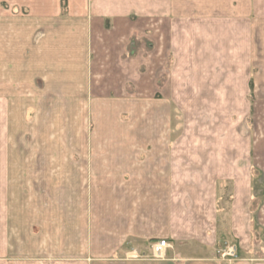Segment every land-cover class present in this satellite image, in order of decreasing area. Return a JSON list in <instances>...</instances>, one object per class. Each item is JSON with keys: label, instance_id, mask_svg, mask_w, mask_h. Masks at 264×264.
I'll list each match as a JSON object with an SVG mask.
<instances>
[{"label": "crops", "instance_id": "1", "mask_svg": "<svg viewBox=\"0 0 264 264\" xmlns=\"http://www.w3.org/2000/svg\"><path fill=\"white\" fill-rule=\"evenodd\" d=\"M262 23L264 0H0V102L77 103L81 120L73 129L65 111L48 158L6 161L16 186L6 185L0 264H133L159 239L172 244L159 260L180 261L213 241L214 163L201 143H171L170 108L199 101L200 80L213 93L257 63Z\"/></svg>", "mask_w": 264, "mask_h": 264}, {"label": "rangeland", "instance_id": "2", "mask_svg": "<svg viewBox=\"0 0 264 264\" xmlns=\"http://www.w3.org/2000/svg\"><path fill=\"white\" fill-rule=\"evenodd\" d=\"M250 46L252 59L258 62H250L248 59L247 71L236 69L233 70L232 78L217 80L213 93V87L207 86L209 81L200 80L199 101L175 103L170 108L172 116L169 118V126L178 131L171 143L183 142L194 146L201 143L208 148L201 150V157L214 163L212 169L219 181L217 214L213 224H207L208 232L215 233V238L212 237L214 240L207 242L199 239L202 245L187 247L185 259L180 261L156 259L152 253L151 241L150 247H145L143 254L130 256L129 260H135L134 263L237 264L245 257L254 258L264 254V245L259 246L264 240V226L261 224L264 220L259 219V208L264 201V171L256 166L254 158V144H258L260 148L264 145V104L255 102L257 92L264 95V23L261 24L258 40L255 42L253 38ZM235 74L240 75L235 77ZM223 95L226 98L228 96V99H224ZM69 106L65 110L63 104L58 103L0 102V248L1 240L5 246V238L3 240L1 234L2 228L6 226V185L7 194H10L9 184L16 186L13 180L7 183L6 172L10 168L5 166L6 161L48 158L50 153L43 150L44 144L49 133L63 129L61 126L65 111L74 112L71 127H80V104L71 103ZM35 144L40 150H35ZM10 178L9 176L8 179ZM30 185L31 183H27V186ZM39 187L38 184L37 189ZM17 201L16 198L8 197L9 219L15 216L13 210ZM10 223L11 221L8 222L9 227ZM5 231L6 229L3 232ZM167 256H171V251ZM135 257L141 261H136ZM107 262L106 264H112Z\"/></svg>", "mask_w": 264, "mask_h": 264}, {"label": "built area", "instance_id": "3", "mask_svg": "<svg viewBox=\"0 0 264 264\" xmlns=\"http://www.w3.org/2000/svg\"><path fill=\"white\" fill-rule=\"evenodd\" d=\"M171 247L172 244L167 239H159L151 243L152 253L156 259H164L167 250Z\"/></svg>", "mask_w": 264, "mask_h": 264}]
</instances>
